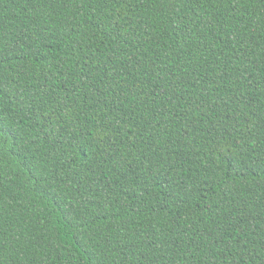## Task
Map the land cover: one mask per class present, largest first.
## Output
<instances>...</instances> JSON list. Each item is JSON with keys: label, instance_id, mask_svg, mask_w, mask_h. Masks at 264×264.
Listing matches in <instances>:
<instances>
[{"label": "trees", "instance_id": "trees-1", "mask_svg": "<svg viewBox=\"0 0 264 264\" xmlns=\"http://www.w3.org/2000/svg\"><path fill=\"white\" fill-rule=\"evenodd\" d=\"M0 264H264V0H0Z\"/></svg>", "mask_w": 264, "mask_h": 264}]
</instances>
